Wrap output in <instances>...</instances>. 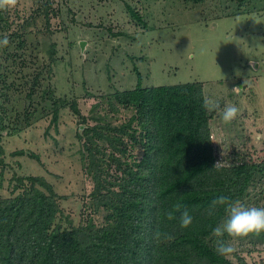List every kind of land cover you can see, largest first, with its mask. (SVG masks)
I'll return each instance as SVG.
<instances>
[{
    "label": "rangeland",
    "instance_id": "1",
    "mask_svg": "<svg viewBox=\"0 0 264 264\" xmlns=\"http://www.w3.org/2000/svg\"><path fill=\"white\" fill-rule=\"evenodd\" d=\"M54 1L59 14L49 26L33 13L40 1L0 9L13 22L0 28V39L9 40L0 46V198L11 197L17 177H45L61 197L59 222L80 224L93 182L76 134L85 129L83 118L88 124L125 119L109 100L137 86L136 69L145 88L200 82L221 109L235 105L238 115L227 124L219 111H209L217 163L264 166V47H256L257 40L264 44V0ZM27 21V34L13 38L16 23ZM38 77L41 91L31 99ZM44 90L65 101L57 124ZM250 194L264 206V174ZM246 246L237 252L245 251L250 264H264V245Z\"/></svg>",
    "mask_w": 264,
    "mask_h": 264
},
{
    "label": "trees",
    "instance_id": "2",
    "mask_svg": "<svg viewBox=\"0 0 264 264\" xmlns=\"http://www.w3.org/2000/svg\"><path fill=\"white\" fill-rule=\"evenodd\" d=\"M37 1L33 13L52 25L59 14L55 1ZM9 17L0 11V28L13 23ZM16 25L13 38L21 39L31 23ZM50 59L53 66L56 58ZM136 73L137 86L109 100L112 111L125 119L118 124H88L83 118L85 129L76 134L80 160L93 182L85 219L77 226H63L61 197L52 184L41 176L17 177L11 197L0 198V264H250L237 246L255 250L264 245L261 233L231 241L235 251L227 258L215 251L212 231L227 215L224 206L210 214L212 201L225 196L245 206H260L250 190L264 174V166L245 160L217 163L211 113L203 107V84L145 88L137 69ZM38 80L31 99L41 91ZM42 92L45 100L54 101L53 123L57 124L65 101H57L51 90ZM72 108L79 113L76 102ZM94 151L102 156L96 157ZM185 210L193 217L188 228L179 223ZM170 211L173 220L167 218ZM224 239L230 240L227 235Z\"/></svg>",
    "mask_w": 264,
    "mask_h": 264
},
{
    "label": "clouds",
    "instance_id": "3",
    "mask_svg": "<svg viewBox=\"0 0 264 264\" xmlns=\"http://www.w3.org/2000/svg\"><path fill=\"white\" fill-rule=\"evenodd\" d=\"M17 2L18 0H0V9L15 8ZM8 43L7 36L0 39V46L6 47ZM256 47H264V44L257 40ZM203 107L208 111H219L222 121L226 124L231 123L237 117L239 111L233 104H226L221 109L217 102L212 101L208 97L204 98ZM218 206H224L227 215V219L218 224L212 231V235L216 237L215 251L218 255L225 258L229 257L235 251L231 242L233 240L264 233V206H245L239 200L233 202L228 197L220 196L212 201L209 213L211 214ZM175 210L179 211V205L175 206ZM167 218L173 220L175 216L170 211L167 213ZM192 222L193 217L185 210L179 218L180 226L188 228ZM225 235L230 240H225Z\"/></svg>",
    "mask_w": 264,
    "mask_h": 264
}]
</instances>
